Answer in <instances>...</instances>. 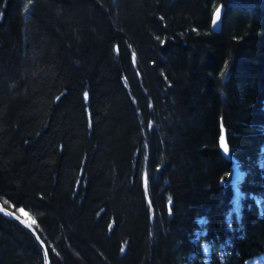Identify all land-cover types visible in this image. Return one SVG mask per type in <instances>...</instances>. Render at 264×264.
Here are the masks:
<instances>
[{
  "label": "trees",
  "instance_id": "16d2710c",
  "mask_svg": "<svg viewBox=\"0 0 264 264\" xmlns=\"http://www.w3.org/2000/svg\"><path fill=\"white\" fill-rule=\"evenodd\" d=\"M0 203L49 264L264 254V0H0ZM0 264H43L2 214Z\"/></svg>",
  "mask_w": 264,
  "mask_h": 264
},
{
  "label": "water",
  "instance_id": "95a60500",
  "mask_svg": "<svg viewBox=\"0 0 264 264\" xmlns=\"http://www.w3.org/2000/svg\"><path fill=\"white\" fill-rule=\"evenodd\" d=\"M217 9L220 10V19L214 23L215 14H216ZM222 15H223V7L220 5L215 9V11L212 14L211 24H210L211 32H218L220 30L221 23H222ZM0 214L5 216L8 220L16 223L18 226H20L23 230H25L31 236V238L33 239L35 244L39 247L42 253L43 264H49L45 247L43 243L41 242V240L39 239V237L37 236L31 224L26 219L22 218L21 216L7 210L1 203H0Z\"/></svg>",
  "mask_w": 264,
  "mask_h": 264
},
{
  "label": "rangeland",
  "instance_id": "374dc122",
  "mask_svg": "<svg viewBox=\"0 0 264 264\" xmlns=\"http://www.w3.org/2000/svg\"><path fill=\"white\" fill-rule=\"evenodd\" d=\"M242 176V173L237 169V165L234 164L233 166V176H232V197H231V202H232V211L231 213L238 216L239 215V203H240V198H241V194L239 197H237V193L238 192L237 186H236V182L240 179V177ZM237 199L239 201L238 206H237ZM257 205L260 204V200L256 201ZM20 215L22 218L24 219H28V215L25 212H20ZM198 222H200L198 220ZM200 235V234H197ZM201 249L203 252V256L205 257V259L207 260L208 256H209V245L207 244H202L201 245ZM221 255V259H222ZM245 264H264V254H262L261 256H258L256 258H253L249 261H247Z\"/></svg>",
  "mask_w": 264,
  "mask_h": 264
},
{
  "label": "snow or ice",
  "instance_id": "6c2138e0",
  "mask_svg": "<svg viewBox=\"0 0 264 264\" xmlns=\"http://www.w3.org/2000/svg\"><path fill=\"white\" fill-rule=\"evenodd\" d=\"M219 19H220V10L217 9L216 14H215L214 23H215L216 21H218ZM85 98H87V93H85ZM224 139H225V138H224L223 136L220 137L221 146H222V148H223V151H224L225 153H228V152H229V148H228L227 144L224 142ZM145 183H147V181H145ZM239 196H240V193L237 192V197H239ZM238 203H239V201H238V199H237V206H238ZM203 222H204V221L202 220L201 223H203ZM34 223H35V220H32V224H34Z\"/></svg>",
  "mask_w": 264,
  "mask_h": 264
},
{
  "label": "bare ground",
  "instance_id": "6f19581e",
  "mask_svg": "<svg viewBox=\"0 0 264 264\" xmlns=\"http://www.w3.org/2000/svg\"><path fill=\"white\" fill-rule=\"evenodd\" d=\"M237 193V192H236ZM194 237V236H193ZM204 260V259H203Z\"/></svg>",
  "mask_w": 264,
  "mask_h": 264
}]
</instances>
